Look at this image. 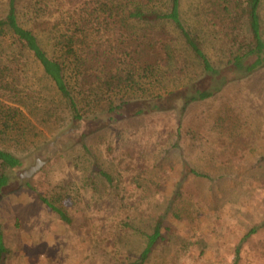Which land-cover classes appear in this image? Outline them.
Masks as SVG:
<instances>
[{
  "label": "rangeland",
  "instance_id": "rangeland-1",
  "mask_svg": "<svg viewBox=\"0 0 264 264\" xmlns=\"http://www.w3.org/2000/svg\"><path fill=\"white\" fill-rule=\"evenodd\" d=\"M64 1L58 7L59 1L47 0L42 14L46 24L36 31L50 58L56 52L49 31L63 21L68 3L77 7L84 0ZM6 3L0 0V16ZM206 6L205 0H182L180 17L210 62L221 68L230 44L225 30L210 24ZM260 16L264 37V0ZM103 25L92 28L93 46L106 51L110 60L132 50L134 39L120 25ZM131 29L141 44L156 40L161 29L168 38L176 33L169 21ZM175 48L177 55L183 54L179 45ZM139 52L147 62L160 59L156 47ZM21 60V97L0 94V109L18 112V128L0 133V149L22 162L8 172L0 194V264H132L160 218V239L144 264H264V68L192 102L183 115L167 109L135 118H104L106 126H97L81 146L65 136L55 141L70 125L67 108L40 64L27 54ZM186 61L190 70L185 75L174 63L161 64L157 79L144 80L145 95L162 97L194 82L193 60ZM123 92L114 93L112 100L117 102ZM130 94L142 95L124 96ZM133 109L130 105L125 112ZM36 158L48 162L30 178L17 177ZM252 229L255 233L242 241Z\"/></svg>",
  "mask_w": 264,
  "mask_h": 264
},
{
  "label": "trees",
  "instance_id": "trees-1",
  "mask_svg": "<svg viewBox=\"0 0 264 264\" xmlns=\"http://www.w3.org/2000/svg\"><path fill=\"white\" fill-rule=\"evenodd\" d=\"M51 1H59L58 7H62L61 4L65 2ZM181 1L84 0L77 7H71V3H68L63 21H56L53 30L48 33L56 52V57L50 58L42 49L36 33L46 24L42 14L48 8L47 0H7L5 13L0 16V94L13 100L21 97L19 70L24 66L21 56L31 55L42 67L45 77L54 84L60 103L68 111L70 125L55 141L59 143L65 136L75 140L74 144L84 146L86 138L106 126L107 120L135 118L167 109L181 115L192 102L204 101L228 82L242 80L264 68V37L260 16L262 0H205L210 24L225 30V37L230 44L228 59L221 68L210 62L196 36L183 25L180 17ZM161 21H169L170 27L175 30L174 35L170 32V38L161 29L154 40L151 36L156 33L150 31L149 34H153L149 35L151 39L141 44L140 38L129 31L134 24H144L149 28ZM28 23L32 28L27 26ZM101 24L120 25L121 31L135 40L131 41L132 50H122V57L110 60L106 51H99L98 47L93 46L89 41L92 28ZM61 25L63 29L59 30ZM175 45H179L183 54L177 55ZM2 46L7 48L3 49ZM143 47L151 51L158 48L160 59L147 62L141 58L139 50ZM177 57L182 58L175 63ZM188 57L192 58L195 67L194 82L162 97L145 95L144 80L152 77L157 79L161 64L174 63L179 73H189ZM68 70L71 85L66 76ZM122 91L125 92L117 102L112 100L114 93L117 95ZM135 91H140L142 95L124 96ZM130 105L134 109L125 112ZM17 113V110L8 106L0 109V133L13 129L16 131ZM21 166L22 162L16 155L0 149V194L9 181L8 172ZM190 173L206 178L194 170H190ZM41 201L61 220L67 221L59 209L44 198ZM161 223L160 218L153 232L147 236L138 260L132 264H144L148 259L160 239ZM254 233L255 229L250 230L242 241ZM238 250L239 247L236 248V256ZM3 251L0 236V258Z\"/></svg>",
  "mask_w": 264,
  "mask_h": 264
},
{
  "label": "water",
  "instance_id": "water-1",
  "mask_svg": "<svg viewBox=\"0 0 264 264\" xmlns=\"http://www.w3.org/2000/svg\"><path fill=\"white\" fill-rule=\"evenodd\" d=\"M48 162V159H38L36 158L34 160V163L30 165L28 168L18 171L16 173L17 177L20 179H27L32 177L43 165H45Z\"/></svg>",
  "mask_w": 264,
  "mask_h": 264
}]
</instances>
